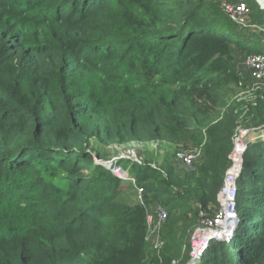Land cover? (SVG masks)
<instances>
[{
	"label": "trees",
	"instance_id": "trees-1",
	"mask_svg": "<svg viewBox=\"0 0 264 264\" xmlns=\"http://www.w3.org/2000/svg\"><path fill=\"white\" fill-rule=\"evenodd\" d=\"M227 1L251 9L250 30L221 0H0V264H185L177 221L219 208L230 165L233 49L264 55V11ZM261 95L246 126L264 124ZM157 140L203 144L194 172L127 167L168 211L162 262L147 252L144 207L121 201L125 181L95 161ZM243 158L239 222L202 264H264V141Z\"/></svg>",
	"mask_w": 264,
	"mask_h": 264
},
{
	"label": "rangeland",
	"instance_id": "rangeland-1",
	"mask_svg": "<svg viewBox=\"0 0 264 264\" xmlns=\"http://www.w3.org/2000/svg\"><path fill=\"white\" fill-rule=\"evenodd\" d=\"M250 10L251 9L249 8L248 13L251 12ZM262 22L264 23V21ZM260 27H261L260 24L255 26V28H260ZM250 29L251 28L247 27V30ZM245 53L246 52H242L237 48L233 49V54H234L233 63L240 79L237 85L230 86L231 88H229V90L225 94L227 103L221 107L222 113L228 112L230 110L231 111L234 110L233 114L236 115V119H235V127L233 133L236 134L237 138L241 139L242 141L241 145L244 148L243 151L241 152H244V150L246 152L247 150L246 147L248 146V143H253L258 140L264 141V124L258 127L246 126L245 124L249 123V121H247L248 119L246 115L241 116L242 114L241 107L243 106V104H250L251 102L254 101L256 102V98L258 96L262 97L261 93L264 92V80L261 79L260 76H257L258 72L256 71V68L253 65L249 64L250 56L252 55ZM253 84H257L259 86V89L258 90L253 89ZM238 102H243L242 106H237L236 103ZM232 135H231V141H232ZM240 136H242V138ZM202 145L203 144H201L200 146H195L190 143L183 144L179 142L171 146L170 143L161 142L158 140L148 141V142L133 141L126 145H112L103 150V153H105L106 155L105 156L106 158L104 160H108L105 163V167L107 169L110 168L109 170H112L113 172L116 171L118 177L120 176L119 174H121V172H124L125 178L128 175V177L131 179L129 181L123 179L125 182L123 183L122 188L125 189L126 191L124 196L121 198V201L130 204L132 203L139 204L144 207L145 225H146V232L144 239L147 247V252L149 255L158 257L160 262L163 261L162 253L167 244V241L163 235V228L166 223L159 231L158 239L156 241V237H154V232H153L154 223L151 221V218L154 217V212L158 207L163 208L165 210L166 208L161 206L160 204L156 205L155 201L152 198L151 200L149 199V197H147V199L145 198L144 190L140 186H138L137 179L135 178V176L129 173L128 168H130L133 164L142 165L145 163V161H147L148 164L153 165L161 169L162 171H166L165 168L167 166L168 167L171 166L176 172L179 173L194 172L193 168L189 169L190 167H187L184 164L181 155L185 152H191L197 154V157L194 160V165L197 166V164L201 163L203 159ZM233 145L234 143L232 141V147H231L232 149H233ZM232 149L228 154V159L230 160V165L232 164L231 166L234 167L235 163L233 162V159L229 158ZM119 159H124L125 160L124 162H126V164L123 165L121 163L117 165ZM104 160L103 161L95 160V161L101 164L102 162H104ZM227 169H225V172L227 171ZM225 172H224L223 180L225 178V174H226ZM133 181L134 184H132ZM222 186H223V181L216 195V200L218 204L220 200L219 192ZM162 197L164 198L165 196L162 195ZM209 206L211 205H208V207ZM220 206L221 205L219 204V208L214 211L213 209L210 210L209 208L210 212L207 209H199V214H198L199 216L197 217L196 223L194 225L192 222L189 221L193 218V215L191 216V214L188 215L189 219L184 221H177V226L179 229L184 227L182 228L183 229L182 231L186 234L185 238H187L189 242V251L185 259V264H202V260L206 257L207 254H209V246L213 244V242H211L210 239L214 238L213 235L217 231H221L222 228L223 220L218 216L219 213L221 212ZM236 209L237 210H235V218L227 221V223L225 224L226 230H230L231 234H229V236L225 238L224 241H228L232 237L233 231L239 222L240 217L238 215L239 211H238L237 202H236ZM247 217L248 216L245 215L242 218L243 220H246ZM185 227H187V229ZM155 245L157 246L155 247ZM183 249H184L183 251L184 253L185 248L183 247ZM183 259H184L183 255H180L177 258H172L170 264H183Z\"/></svg>",
	"mask_w": 264,
	"mask_h": 264
},
{
	"label": "built area",
	"instance_id": "built-area-1",
	"mask_svg": "<svg viewBox=\"0 0 264 264\" xmlns=\"http://www.w3.org/2000/svg\"><path fill=\"white\" fill-rule=\"evenodd\" d=\"M222 3V8L224 12L229 16V18L234 21L238 26L241 27H250L251 25L248 23V12L249 8L247 4L243 1L237 2V3H232L227 0H221ZM250 62L249 64L253 65L256 68V71L258 72L257 76H260L261 79L264 80V55L263 54H250ZM256 75V74H255ZM253 89H259V86L257 84H253ZM256 95V94H254ZM255 101L251 102V105H255ZM242 114L243 116L249 109H248V104H243L241 107ZM234 135V136H233ZM232 135V141L234 143L233 149L229 155L230 159H233L234 167L229 166L227 171L225 172V178L223 180V186L219 192V204L221 212L219 213V218L223 220L222 223V229L223 232L222 235L219 239H217L218 232L217 231L213 236L214 238H211V242H218L221 240H225L231 234L230 230H226L225 224L227 221L232 220L235 218V210L236 209V196H237V191H238V183L237 180L241 174L242 166H243V157H244V152L242 145H241V139L237 138V135L233 133ZM242 138V136H240ZM247 149V147H246ZM197 154L191 153V152H185L181 155V158L184 162V164L187 167H190L189 169L193 168L194 165V160L196 159ZM106 162H102L101 164L105 165ZM232 163V161H231ZM242 163V164H240ZM110 169V168H109ZM112 171V170H111ZM113 172V171H112ZM115 175H117V172H113ZM119 174V173H118ZM121 179H126L127 181L131 180L128 175L125 178L124 172H121L119 174ZM134 184V181L133 183ZM168 218V211L158 207L155 212H154V217L151 218V221L154 223V237H156V241L158 239V234L165 222L167 221ZM214 219V218H213ZM229 231V232H228ZM214 239V240H213ZM157 245H155L156 247ZM205 246V244H204ZM203 255V254H202Z\"/></svg>",
	"mask_w": 264,
	"mask_h": 264
},
{
	"label": "water",
	"instance_id": "water-1",
	"mask_svg": "<svg viewBox=\"0 0 264 264\" xmlns=\"http://www.w3.org/2000/svg\"><path fill=\"white\" fill-rule=\"evenodd\" d=\"M260 10L264 11V0H253Z\"/></svg>",
	"mask_w": 264,
	"mask_h": 264
},
{
	"label": "bare ground",
	"instance_id": "bare-ground-1",
	"mask_svg": "<svg viewBox=\"0 0 264 264\" xmlns=\"http://www.w3.org/2000/svg\"><path fill=\"white\" fill-rule=\"evenodd\" d=\"M224 229L221 230V232H218V236H217V239H219L222 235H220V233L222 234ZM229 232V231H228Z\"/></svg>",
	"mask_w": 264,
	"mask_h": 264
}]
</instances>
